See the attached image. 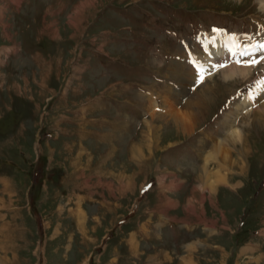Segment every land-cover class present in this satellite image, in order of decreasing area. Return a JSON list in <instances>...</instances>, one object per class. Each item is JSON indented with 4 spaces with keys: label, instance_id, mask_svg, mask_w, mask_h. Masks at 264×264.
<instances>
[{
    "label": "rangeland",
    "instance_id": "374dc122",
    "mask_svg": "<svg viewBox=\"0 0 264 264\" xmlns=\"http://www.w3.org/2000/svg\"><path fill=\"white\" fill-rule=\"evenodd\" d=\"M16 1L0 0V119L15 116L0 125V264H264V256H248L250 236L264 255V112L255 109L264 91L243 103L264 80V0H22L12 19L22 35H38L33 15L54 21L55 37L28 38V51L6 26ZM211 23L247 30L249 43L236 41L242 33L212 30L188 50L198 36H188L191 29ZM177 25L178 37L170 33ZM215 34L254 52L218 62ZM38 44L49 50L43 58L34 54ZM231 62L249 73L226 77L220 66ZM246 80L254 81L243 87ZM165 94L193 124L183 129L163 116ZM201 94L197 116L183 104ZM19 96L30 100L32 116ZM232 129L241 142L226 139ZM36 169L42 189L28 203ZM159 218L199 228L171 232ZM161 230L165 246L192 239L178 253L149 247Z\"/></svg>",
    "mask_w": 264,
    "mask_h": 264
},
{
    "label": "bare ground",
    "instance_id": "6f19581e",
    "mask_svg": "<svg viewBox=\"0 0 264 264\" xmlns=\"http://www.w3.org/2000/svg\"><path fill=\"white\" fill-rule=\"evenodd\" d=\"M212 30L218 31L215 29H212ZM212 30H209V32ZM219 30H221V29H219ZM208 33H206V35ZM237 35H239V34H237ZM235 43L229 38L225 39L223 37V35L215 34L214 43H213L215 60L218 62H220V61L227 62L230 59V61L232 60L233 62H239V61H237L238 59L240 60L241 57H246V55H248L249 53L254 52L253 51L254 48H252L251 50L245 49V51H242V48L236 46ZM205 49H206L205 53L207 54V56H209V54L212 52V45L209 44V46H205ZM195 57H196L197 61L195 58H194V60L196 62H198V61L200 62V60H198L199 55L197 54V56H195ZM227 58H228V60H227ZM186 59H189L188 61L192 65H194V63L192 61L193 59H192L191 53L187 54ZM233 62L229 63L228 66H225V65L220 66V67H224L221 71L223 72V74H225L226 77H231L232 74H240L244 77V76H246L245 74L249 73L250 70L248 71V69L245 68V66H246L245 64H241V62H240V64H239L240 67L238 68L237 67L238 64L233 63ZM199 66H200V68L203 67L201 65H199ZM180 70L181 71L184 70L185 72L188 71L187 69H180ZM175 72L179 78H184L186 80V78H187L186 74H184V73L178 74L177 71H175ZM259 87L262 88V91ZM263 91H264V80L258 85V87H256L252 91H249V93L247 94L248 97L245 96L243 103L247 102L248 100L253 101V103H255L254 99L258 98L260 95L262 96ZM205 98H206V95H202V94L198 95L194 98L193 101H188V102L186 101L183 104V106L186 108H194L192 110L194 111L195 115L199 116L202 113V107L201 106L205 102L204 101ZM201 101H204V102L201 103ZM163 102H164V105H163L164 107H163V109L160 108L163 116H166V117L173 119V123L176 124V127L178 126L180 128L186 129L187 127H189L191 125V123L193 124V121H191L192 118L188 114H186L184 110H180L181 107L177 108L178 106H177L176 102L174 100H171V97H169V95L165 94V99ZM256 108L260 109V111L264 112V98L255 106V109ZM192 114H193V112H192ZM152 115H154V114L152 113ZM226 118L228 119L229 115H226ZM226 139H229L230 141H233V142H241L240 141L241 140V132L236 130V129L235 130L234 129L229 130ZM220 146L221 145H217L215 150L219 154H224L226 149H223V147L222 146L220 147ZM241 146H243V145L241 144ZM212 152H213V150H212ZM208 153H209L208 154L209 158H207V162L213 163L212 161L214 160L215 157L210 152H208ZM207 175H206V177H207ZM211 177H212V175H211Z\"/></svg>",
    "mask_w": 264,
    "mask_h": 264
},
{
    "label": "trees",
    "instance_id": "16d2710c",
    "mask_svg": "<svg viewBox=\"0 0 264 264\" xmlns=\"http://www.w3.org/2000/svg\"><path fill=\"white\" fill-rule=\"evenodd\" d=\"M7 115H9V118L5 116L2 119H0V121H2L0 122V125H5V124L9 125L10 123H12L10 122L11 120L14 121L15 116H11L10 114H7Z\"/></svg>",
    "mask_w": 264,
    "mask_h": 264
},
{
    "label": "crops",
    "instance_id": "0c3cea01",
    "mask_svg": "<svg viewBox=\"0 0 264 264\" xmlns=\"http://www.w3.org/2000/svg\"><path fill=\"white\" fill-rule=\"evenodd\" d=\"M255 247L253 246V245H249L248 246V250H252V249H254Z\"/></svg>",
    "mask_w": 264,
    "mask_h": 264
},
{
    "label": "snow or ice",
    "instance_id": "6c2138e0",
    "mask_svg": "<svg viewBox=\"0 0 264 264\" xmlns=\"http://www.w3.org/2000/svg\"><path fill=\"white\" fill-rule=\"evenodd\" d=\"M261 47H264V44H262ZM253 63H254V61H253ZM221 66H222V65H221Z\"/></svg>",
    "mask_w": 264,
    "mask_h": 264
}]
</instances>
